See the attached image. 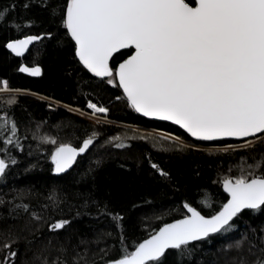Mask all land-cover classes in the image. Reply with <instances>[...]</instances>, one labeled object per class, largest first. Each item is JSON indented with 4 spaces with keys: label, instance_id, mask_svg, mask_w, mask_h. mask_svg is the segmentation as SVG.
<instances>
[{
    "label": "snow or ice",
    "instance_id": "obj_1",
    "mask_svg": "<svg viewBox=\"0 0 264 264\" xmlns=\"http://www.w3.org/2000/svg\"><path fill=\"white\" fill-rule=\"evenodd\" d=\"M33 4L43 7L53 23L59 22L66 29L79 63L95 77L107 78L108 84L122 89L123 98L135 112L170 121L201 141L237 138L244 140V148L254 147L257 140L264 143V0H26L22 6L27 9ZM15 7V3L10 6L12 10ZM10 8H0V23L7 22ZM41 38L30 35L6 47L22 56ZM123 49L133 51L118 66L110 67L113 54ZM19 71L41 75L39 67L21 66ZM12 91L18 90H11L6 80L0 82V94ZM15 103L12 96L0 103V154L4 157L0 158V177L17 163L11 149L22 148L11 112ZM87 108L92 116L109 111L91 101ZM97 122L106 120L97 118ZM250 137L255 139H247ZM97 138L93 132L79 148L60 143L51 153L55 173L70 169ZM41 140L57 144L47 136ZM107 142H116V148L130 147L120 136ZM151 167L162 176L168 175L155 163ZM248 168L253 171L242 169L241 175L223 180L229 199L215 214L206 217L185 203L190 215L164 225L134 251L124 249L121 256L104 264H159L168 250L183 256L193 242L232 230L234 218L244 210L264 208V171H260L264 157ZM5 203L0 199V207ZM201 203L210 207L206 201ZM24 213H30L27 203H17L8 210L14 221L22 219ZM103 214H108L106 209ZM30 218L44 221L35 212ZM112 220L118 227L122 217L115 214ZM70 223L68 219L49 223L46 231L52 235L43 240V233L41 237L34 235L25 244L27 264H89L82 251H70L63 242L62 232ZM24 229L36 231L28 223ZM20 241L19 234L0 231V264H21ZM228 250H234L231 264H264V246L258 247L247 237L227 245ZM100 251L108 254L105 249Z\"/></svg>",
    "mask_w": 264,
    "mask_h": 264
},
{
    "label": "trees",
    "instance_id": "obj_2",
    "mask_svg": "<svg viewBox=\"0 0 264 264\" xmlns=\"http://www.w3.org/2000/svg\"><path fill=\"white\" fill-rule=\"evenodd\" d=\"M25 2L0 0V8L16 4L14 10L10 8L7 22L0 23V82L6 80L11 90H18L0 94V103L9 96L15 98L11 112L22 145L11 149L17 163L0 177V199L6 202L0 207V231L10 230L21 236V264H27L25 244L34 235L41 237L43 233L42 240L51 236L46 231L48 224L61 219L71 221L62 232L70 251H82L89 264H104L107 259L121 256L124 249L134 251L158 228L189 215L185 203L206 217L218 212L229 199L223 180L241 175L242 169L253 171L248 165L264 157V143L256 141L252 148L235 146L226 152L211 149L209 146L244 141H195L174 125L140 116L128 105L119 87L108 84L107 78L93 76L79 63L75 44L59 22L53 23L38 4L25 9ZM28 35L42 38L23 56L7 49L9 41ZM131 52L127 49L116 53L110 66L115 68ZM21 66L39 67L41 75L22 73ZM88 101L108 108L107 114H100L107 119L169 132L203 147L194 148L122 125L106 131L68 109L90 111ZM93 132L98 134L94 145L66 173L55 175L51 160L55 148L60 143L80 147ZM141 135L145 139H139ZM44 136L57 144L43 143ZM114 136H120L130 147L116 148V142L108 143ZM0 158H4L2 154ZM152 163L168 175H160ZM17 203H27L30 213L43 216L47 223L31 220L30 213L12 220L8 210ZM105 209L107 215L103 214ZM115 214L122 217L118 227L112 220ZM26 223L36 229L35 233L24 229ZM233 224L228 232L193 242L183 256L177 250H168L159 264H231L234 250L226 252L227 245L247 237L258 247L264 246V208L244 210Z\"/></svg>",
    "mask_w": 264,
    "mask_h": 264
},
{
    "label": "rangeland",
    "instance_id": "obj_3",
    "mask_svg": "<svg viewBox=\"0 0 264 264\" xmlns=\"http://www.w3.org/2000/svg\"><path fill=\"white\" fill-rule=\"evenodd\" d=\"M16 93V91H12L10 93ZM70 111H72L73 113H76L86 119H88L90 122L94 123V124H97L99 125L102 129L104 130H110L111 128H113L114 126H116L117 124H115V122H111L110 119H107L103 116H101L99 113L96 114V116H92V110L90 111H83V110H79V109H72V108H68ZM97 118H100L101 120H106V123H98L97 122ZM125 127H131V128H135L137 130H140V131H144V132H150L156 136H159V137H170L169 140L171 141H175V142H178V143H181V144H185V145H189L191 147H194V148H199V147H203V145H198L196 143H191V142H187V141H183L182 139H180L179 137H177L176 135L172 134V133H169V132H165V131H160V130H156V129H145V128H142V127H133V126H130V125H123ZM178 138V139H177ZM255 139V138H253ZM252 140V139H250ZM259 141V140H257ZM244 144V142L242 143H239L238 145H223V146H209V148L211 149H224L226 147H235V146H239V147H243L242 145Z\"/></svg>",
    "mask_w": 264,
    "mask_h": 264
},
{
    "label": "water",
    "instance_id": "obj_4",
    "mask_svg": "<svg viewBox=\"0 0 264 264\" xmlns=\"http://www.w3.org/2000/svg\"><path fill=\"white\" fill-rule=\"evenodd\" d=\"M194 6V5H193ZM28 36H30V35H28ZM35 36H37V35H35ZM27 36H24V37H20V38H17V39H23V38H26ZM17 39H13V40H11V41H9V42H13V41H15V40H17ZM38 41V40H37ZM37 41H34L33 42V44L35 43V42H37ZM8 42V43H9ZM74 42V41H73ZM33 44H31V45H29V47H28V49L24 52V54L29 50V48L33 45ZM75 44V43H74ZM8 49V48H7ZM10 52H11V50L10 49H8ZM123 50H127V49H123ZM122 51V50H121ZM133 51V50H132ZM12 53V52H11ZM132 53V52H131ZM131 53L129 54V55H131ZM14 54V53H13ZM23 54V55H24ZM116 53H114L113 54V56L115 55ZM15 55V54H14ZM22 55V56H23ZM128 55V56H129ZM128 56L126 57V58H124L122 61H120L119 63H121V62H123L125 59H127L128 58ZM113 58V57H112ZM78 59V58H77ZM79 61V60H78ZM111 61V60H110ZM110 63V62H109ZM118 63V64H119ZM118 64L116 65V66H118ZM111 67V66H110ZM90 73V72H89ZM90 74H92V73H90ZM93 75V74H92ZM94 76V75H93ZM99 78V77H98ZM121 91H122V89H121ZM123 92V91H122ZM137 113V112H136ZM137 114H139V113H137ZM140 116H142L141 114H139ZM142 117H144V116H142ZM144 118H146V119H150V120H155V121H160V122H166V123H169V124H171V125H174V126H176V127H178V128H180L178 125H175V124H173L172 122H170V121H162V120H158V119H154V118H149V117H144ZM184 133H186V135H188V137H190L191 139H193V140H195V141H201V140H197V139H195L194 137H191L184 129H182V128H180ZM247 139H251V137L250 138H247ZM223 140H234V141H244V140H242V139H237V138H226V139H223ZM217 141H221V140H217ZM201 142H214V141H201ZM72 146V145H71ZM82 146V145H81ZM74 147V146H73ZM77 148H79V147H77ZM81 155H83V154H81ZM81 155H79V156H81ZM78 156V157H79ZM77 157V158H78ZM77 158H76V160H77ZM76 162V161H75ZM74 162V163H75ZM74 165V164H73ZM72 165V166H73ZM54 169H55V166L53 165V173L55 174V175H61V174H64V173H66V172H64V173H61V174H56L55 173V171H54ZM190 215V214H189ZM184 219V218H183ZM181 220V219H180ZM176 222V221H175ZM174 223V222H173ZM161 228V227H160ZM160 228H158L157 230H155L154 232H152L146 239H149L155 232H157ZM145 239V240H146Z\"/></svg>",
    "mask_w": 264,
    "mask_h": 264
},
{
    "label": "bare ground",
    "instance_id": "obj_5",
    "mask_svg": "<svg viewBox=\"0 0 264 264\" xmlns=\"http://www.w3.org/2000/svg\"><path fill=\"white\" fill-rule=\"evenodd\" d=\"M12 54H13V53H12ZM15 56H16V55H15ZM111 122H115V121L111 120ZM115 124H117V125H122V126H123V124L118 123V122H115Z\"/></svg>",
    "mask_w": 264,
    "mask_h": 264
}]
</instances>
